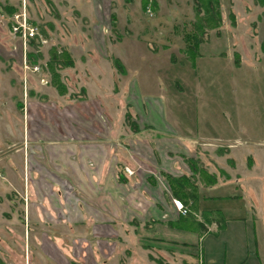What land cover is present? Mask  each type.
Segmentation results:
<instances>
[{
	"label": "rangeland",
	"instance_id": "1",
	"mask_svg": "<svg viewBox=\"0 0 264 264\" xmlns=\"http://www.w3.org/2000/svg\"><path fill=\"white\" fill-rule=\"evenodd\" d=\"M154 1L157 8L153 0H0V234L31 232L20 221L27 198L18 186L35 150L17 151L19 104H52L58 86L87 97L82 79L92 94L103 92L106 113L125 121L126 133L131 118L141 124L149 108L157 117L162 107L165 120L194 133L197 167L214 168L223 184L211 191L197 175L198 213L187 206L179 214L182 231L207 235L203 250L162 239L147 246L143 237L142 245L135 236L118 240L116 264H264V0H197L196 12L195 0ZM19 13L35 37L12 32ZM44 226L39 234L65 233Z\"/></svg>",
	"mask_w": 264,
	"mask_h": 264
},
{
	"label": "crops",
	"instance_id": "2",
	"mask_svg": "<svg viewBox=\"0 0 264 264\" xmlns=\"http://www.w3.org/2000/svg\"><path fill=\"white\" fill-rule=\"evenodd\" d=\"M152 5L157 8L154 0ZM112 60L122 63L123 57ZM83 81L79 88L87 97H71L75 88H63L62 93L53 88L56 96L52 104L31 99L19 104L25 131L17 151L21 157L22 152L35 150L29 170L21 163L18 186L20 197L27 198L20 221H25L31 232L0 234V264H116L118 240L135 236L142 245L144 240L162 239L185 245L187 251L203 250L206 234L176 226L181 220L175 207L179 202L167 179L192 176L190 166L196 169L197 159L203 161L202 152H196L191 143L194 133L181 131L165 120L162 107L157 117L156 109L149 108V118L142 114L141 124L131 118L134 129L126 133L125 121L117 125L106 113L103 92L94 87L92 94ZM205 169L215 181L204 184L211 191L219 189L223 184L214 168ZM25 174L30 177L25 178L29 182L26 187ZM195 207L189 208V214L198 213ZM48 224L63 226L65 233L37 232L39 226L40 231ZM6 238L17 243L8 246L10 243L3 242ZM103 241L109 251L101 245Z\"/></svg>",
	"mask_w": 264,
	"mask_h": 264
},
{
	"label": "trees",
	"instance_id": "3",
	"mask_svg": "<svg viewBox=\"0 0 264 264\" xmlns=\"http://www.w3.org/2000/svg\"><path fill=\"white\" fill-rule=\"evenodd\" d=\"M212 1V0H211ZM259 2H262V0H257ZM197 0L194 1V10L196 12L197 10ZM217 5V4H216ZM199 44L196 42V55L192 61V63H194L195 59L197 58L198 54H197V48H198ZM193 47V46H192ZM113 65L114 67H116L117 69L121 68V65L119 64L120 62L117 60H113ZM69 63V62H68ZM72 64L70 63L71 66ZM59 89V92H63V88H61L60 86L57 87ZM196 165V164H195ZM191 171H192V176H182L179 178H171L168 177V182H169V188L171 191V194L173 196V198L178 201L179 203H181L182 207L183 206H187L189 205L190 208H194L197 204V199H198V195H197V186H196V177L197 175L203 177L205 183H212L215 180L213 178H211L209 175H207L205 173L204 170L199 169L198 167L195 169L193 168V166L191 165ZM196 208V207H195ZM189 214L188 217H186L187 219H189ZM182 219V217H181ZM191 221H193V218H190ZM181 220L176 224L177 227H181ZM197 226H201V224H197ZM182 228V227H181ZM191 230V227L188 228Z\"/></svg>",
	"mask_w": 264,
	"mask_h": 264
},
{
	"label": "built area",
	"instance_id": "4",
	"mask_svg": "<svg viewBox=\"0 0 264 264\" xmlns=\"http://www.w3.org/2000/svg\"><path fill=\"white\" fill-rule=\"evenodd\" d=\"M21 17V19H19ZM16 22L15 24L12 26V32L13 33H17V34H22V36L28 37V38H33L37 35V30L35 27L33 26H27L26 22H25V18L22 16V14H18L15 15ZM175 206L177 207V209L181 212L184 213V211L182 210V206L180 205V203H176L175 202Z\"/></svg>",
	"mask_w": 264,
	"mask_h": 264
}]
</instances>
